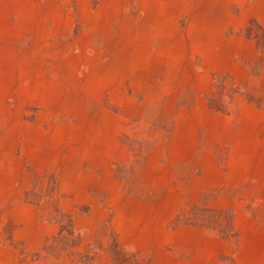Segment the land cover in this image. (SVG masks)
I'll list each match as a JSON object with an SVG mask.
<instances>
[{
	"label": "rangeland",
	"instance_id": "374dc122",
	"mask_svg": "<svg viewBox=\"0 0 264 264\" xmlns=\"http://www.w3.org/2000/svg\"><path fill=\"white\" fill-rule=\"evenodd\" d=\"M221 3L227 59L206 49ZM263 14L0 0V264H134L112 249L129 209L141 264H264Z\"/></svg>",
	"mask_w": 264,
	"mask_h": 264
},
{
	"label": "crops",
	"instance_id": "0c3cea01",
	"mask_svg": "<svg viewBox=\"0 0 264 264\" xmlns=\"http://www.w3.org/2000/svg\"><path fill=\"white\" fill-rule=\"evenodd\" d=\"M259 4V3H258ZM260 5V4H259ZM211 7L213 8L210 11L211 18H220V22L218 24H212L211 26L213 27H217L218 28V32L216 34V36H214V38H210V40H208L207 42H212L214 44H218V45H209L206 49H208L209 51L214 52V56H218L220 58H231L232 53L228 52V43L231 42L235 37H238V40H242L243 41V36L242 35H236V36H226L225 35V30L227 27V17H233L234 15L231 14L228 4H211ZM172 11L170 13V19L172 21H176L179 18L180 13L183 11L178 5L175 8H171ZM257 9L258 5H257ZM257 10V11H258ZM163 8H158L156 11L154 10L152 5H145L143 7V27H156V26H162L164 25V18H165V13L163 14ZM204 13V12H203ZM242 14L244 15V12H242ZM204 15V14H202ZM201 15V16H202ZM264 15V14H263ZM221 17H223V21H221ZM237 26V24H235V27ZM199 32H196V38L199 41H203L201 38V36H198ZM67 179V178H66ZM83 193L87 194V186H84L83 188ZM88 197V196H87ZM123 199H129V201L131 200L130 196H120ZM115 199V198H114ZM94 201V200H93ZM130 209L127 211H117V214L115 215V218L113 220V225L115 226V232L118 234V240L121 243L122 247L132 251L136 254V257L139 259L140 256L138 255V252H140L142 254L143 251V243L141 242V240H143L141 237V233L140 231L137 229V226L140 225L139 224H131V228L129 229V221H130ZM128 219V220H126ZM127 223V224H124ZM143 225V223H142ZM134 244V246L137 245V248L132 247V245ZM136 244V245H135ZM107 258V257H106ZM110 263V260L108 262V258L106 259V261L104 260V263L101 262V264H108Z\"/></svg>",
	"mask_w": 264,
	"mask_h": 264
},
{
	"label": "trees",
	"instance_id": "16d2710c",
	"mask_svg": "<svg viewBox=\"0 0 264 264\" xmlns=\"http://www.w3.org/2000/svg\"><path fill=\"white\" fill-rule=\"evenodd\" d=\"M68 233L70 234V231ZM112 249L114 252H123V253L129 255V257H131L132 261H134V264L140 263V260L136 257V255L133 252H131L125 248H122L114 239L112 242Z\"/></svg>",
	"mask_w": 264,
	"mask_h": 264
}]
</instances>
